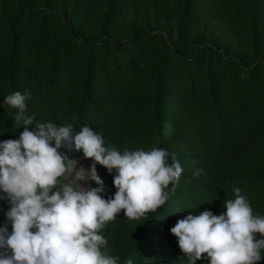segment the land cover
I'll return each mask as SVG.
<instances>
[{
	"label": "rangeland",
	"instance_id": "374dc122",
	"mask_svg": "<svg viewBox=\"0 0 264 264\" xmlns=\"http://www.w3.org/2000/svg\"><path fill=\"white\" fill-rule=\"evenodd\" d=\"M208 2L184 37L188 0H0L5 117L16 110L4 97L19 91L34 97L44 116L57 114L53 123H70L74 131L87 125L121 152L150 150L155 130L173 134L168 152L183 171L153 213L144 243L138 241L144 217L127 220L123 210L101 229L118 264L126 257L182 264L169 229L189 212L224 211L233 186L253 215H264V0ZM22 65L38 72L37 83L20 74ZM79 163L88 167L91 160ZM197 169L202 173L194 176ZM97 172L107 194L114 193L112 175L100 165Z\"/></svg>",
	"mask_w": 264,
	"mask_h": 264
},
{
	"label": "clouds",
	"instance_id": "9594fccd",
	"mask_svg": "<svg viewBox=\"0 0 264 264\" xmlns=\"http://www.w3.org/2000/svg\"><path fill=\"white\" fill-rule=\"evenodd\" d=\"M27 98L16 91L3 100L24 127L16 139L0 141V201L8 206L0 223V264H118L101 229L122 210L127 220H147L146 213L164 205L175 189L183 171L179 161L164 148L106 147L87 125L79 131L70 123L32 126ZM80 159L91 164L84 167ZM97 165L112 175L111 195ZM232 192L234 199L224 200L218 215L189 212L169 229L182 264L264 261V215H253L239 187ZM123 264L135 261L126 257Z\"/></svg>",
	"mask_w": 264,
	"mask_h": 264
},
{
	"label": "trees",
	"instance_id": "16d2710c",
	"mask_svg": "<svg viewBox=\"0 0 264 264\" xmlns=\"http://www.w3.org/2000/svg\"><path fill=\"white\" fill-rule=\"evenodd\" d=\"M188 3H190V4L182 12V25H181L182 33L181 34L184 35V37L188 36V33L186 31L191 30V24L193 23L191 18L198 14V11H199L201 6L205 7L207 10L208 4H209L208 0H207V2H206V0H188ZM88 4L90 5L91 1H89ZM29 9H32V7H29ZM22 17H23V13L22 12L18 13L16 15L15 21L22 19ZM67 17L71 18L72 15L67 12ZM148 22L149 21L147 19H144V24L148 23ZM187 25H188V27H187ZM163 35L168 37L169 45L174 43L171 40V34L169 32H165V33H163ZM205 38H206V36H205ZM110 41H113V40L110 39ZM83 45H87L89 47L94 48L95 47L94 45H97V42L83 40ZM120 45L121 44L119 43L115 47L120 46ZM172 50H173L175 55L180 54L176 45H172ZM166 61L167 60L165 59L164 62H166ZM19 72L23 76L29 77V79L31 80V83H33V84H35V82L37 83V81L40 78L38 72H35V70H33L32 68H29L28 66H25V65H22V68L19 70ZM27 97L28 98L25 101L27 114L34 116L32 126H35V124L41 123V122H52L53 123L56 120L57 114H54L51 116H44L43 111H39V110L36 111V108L34 107V103H35L34 97H31V96H27ZM13 117L14 116H9V115L7 117H5L0 112V141H4V140H8V139H16L19 136L20 132L23 131V128L20 130H16L14 128L17 123L14 122ZM50 119H52V120H50ZM19 125L21 127H24V125L22 123ZM172 143H173V134L172 133H166L165 131H162L161 129L155 130L154 137L152 139V147L164 148L167 151H171V148L173 147ZM189 166H190V163H189ZM162 206H160V207H162ZM7 207L8 206L5 202L0 201V223H3V221H4V212L7 210ZM159 208H157L155 211H149L148 213H146L147 220H145V217H144V227L142 229V232H141V234L139 236V240H138L140 244L144 243V241L146 239V234L148 233V230L152 225V215H153V213L158 211Z\"/></svg>",
	"mask_w": 264,
	"mask_h": 264
}]
</instances>
